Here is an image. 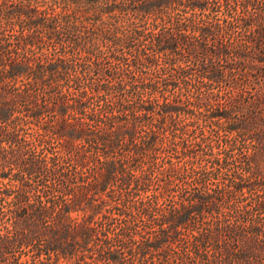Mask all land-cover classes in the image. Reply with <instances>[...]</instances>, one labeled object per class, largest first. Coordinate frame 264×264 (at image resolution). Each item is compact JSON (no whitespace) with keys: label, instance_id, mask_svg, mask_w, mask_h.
<instances>
[{"label":"trees","instance_id":"16d2710c","mask_svg":"<svg viewBox=\"0 0 264 264\" xmlns=\"http://www.w3.org/2000/svg\"><path fill=\"white\" fill-rule=\"evenodd\" d=\"M0 264H264V0H0Z\"/></svg>","mask_w":264,"mask_h":264}]
</instances>
